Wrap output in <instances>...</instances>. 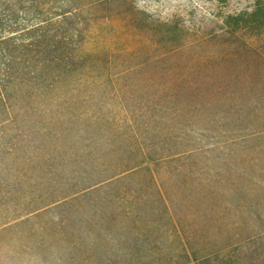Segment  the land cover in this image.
Returning <instances> with one entry per match:
<instances>
[{
  "label": "rangeland",
  "instance_id": "374dc122",
  "mask_svg": "<svg viewBox=\"0 0 264 264\" xmlns=\"http://www.w3.org/2000/svg\"><path fill=\"white\" fill-rule=\"evenodd\" d=\"M258 1L0 0V264H264Z\"/></svg>",
  "mask_w": 264,
  "mask_h": 264
},
{
  "label": "trees",
  "instance_id": "16d2710c",
  "mask_svg": "<svg viewBox=\"0 0 264 264\" xmlns=\"http://www.w3.org/2000/svg\"><path fill=\"white\" fill-rule=\"evenodd\" d=\"M262 6H261V2L260 0L258 1V7L257 9L250 15L253 19V22H260V21H263L264 18V10L261 9ZM257 18V19H256ZM242 20L240 19L239 22H241ZM236 25H239L238 23ZM2 44H5L6 47L5 49L3 50V56L10 60V61H13V58L12 55H11V50L9 49V42H10V38H7L5 40H2ZM16 45V43H13ZM33 45L34 44H31L30 47L33 48ZM14 53L16 52V48H14ZM45 50L46 49H43L42 52H40V57L42 56V58H44V54H45ZM13 53V54H14ZM58 56V55H57ZM62 55H60L59 57H56L54 61H51V63H56V64H60V63H64V60H63V56L61 57ZM23 58H20V60H18V69L17 71H11L8 69V71H6V73L9 75V77H13V76H18L21 72H22V64H23ZM73 62V61H72ZM74 63V62H73ZM67 63H64L61 67H65ZM51 71V70H50ZM50 71H47V72H50ZM43 74V73H42ZM0 87H1V84H0ZM13 94H11L10 96H8V99L5 98L4 96V93L0 90V102L3 103L4 101L5 102H9L11 100V97H12ZM146 159H149V158H146ZM140 165H143L142 163H135V164H128L127 162H125V160L121 159L118 163L116 164H101V168L99 167L97 170H87L86 171V179L91 182L89 184L85 183L83 178L81 180V183L84 182V184L77 188L76 190H74L68 198L70 199H76V198H79L81 195H87L89 194L92 189H98L99 188V185L102 184L103 182L105 183H113L114 181H116L117 177H119L120 175L124 174V173H129V172H136L138 170V167ZM96 171L97 174H101L103 175L102 178L100 179H92L95 175L92 173ZM95 173V172H94ZM99 181V182H98ZM67 199V198H66ZM61 201H64L63 199L61 200H52L48 203H45L43 202V207L41 208L40 211H45L47 209H51V208H55L57 209V206L58 204L61 202ZM69 203V200H66L64 202V204H62V206L66 205ZM62 206H59L58 208L62 207ZM165 214L167 215V225H168V230H174L175 233H179L180 232V229H181V224L179 222V219L177 217V214L175 213V208H173V206L170 204V206H167L165 205ZM210 258L211 257H203V258H198V256L194 253V252H191L190 250H188L187 248H185V250L181 253L180 255V259H181V262H177V263H174V264H210L211 261H210Z\"/></svg>",
  "mask_w": 264,
  "mask_h": 264
}]
</instances>
